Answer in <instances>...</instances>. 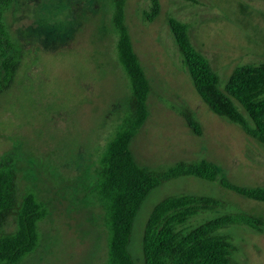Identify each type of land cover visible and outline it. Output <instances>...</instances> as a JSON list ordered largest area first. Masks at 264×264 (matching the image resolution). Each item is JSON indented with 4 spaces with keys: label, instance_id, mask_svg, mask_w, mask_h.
Segmentation results:
<instances>
[{
    "label": "rangeland",
    "instance_id": "rangeland-1",
    "mask_svg": "<svg viewBox=\"0 0 264 264\" xmlns=\"http://www.w3.org/2000/svg\"><path fill=\"white\" fill-rule=\"evenodd\" d=\"M151 1L128 0L125 14L152 86L147 121L131 145L137 162L158 172L181 161L206 160L234 186L264 187V145L204 103L169 27L171 18L189 25L193 46L209 60L224 91L236 68L264 63V0H158L160 14L148 22ZM111 19L107 0H16L6 14L25 56L13 87L0 95V161L15 156L19 199L35 189L49 209L38 250L21 264H107L103 211L91 188L131 96ZM183 110L194 115L202 136L187 127ZM181 195L223 204L198 215L197 225L241 213L264 222V203L219 182L178 178L155 189L139 213L130 246L136 264H144L142 237L152 210ZM14 228L11 218L6 231ZM220 235L236 248L237 264H264V228L232 226Z\"/></svg>",
    "mask_w": 264,
    "mask_h": 264
},
{
    "label": "trees",
    "instance_id": "trees-1",
    "mask_svg": "<svg viewBox=\"0 0 264 264\" xmlns=\"http://www.w3.org/2000/svg\"><path fill=\"white\" fill-rule=\"evenodd\" d=\"M15 2L0 0V95L13 87L25 56L23 46L13 39L6 23V14ZM127 2L107 0L117 36V57L130 80L131 96L121 123L98 161L91 188L93 199L103 211L107 264H136L130 250L136 220L149 195L169 181L193 177L219 182L241 197L264 203V187L234 186L220 178L216 166L206 160L181 161L158 172L139 165L131 145L147 121L152 86L134 51L125 20ZM151 3L150 12L145 14L148 22L160 14L159 1ZM169 27L204 103L215 115L240 126L248 137L264 145V63L236 68L222 91L220 78L209 60L193 46L189 25L171 18ZM180 115L196 136H202V128L191 111L183 110ZM18 173L15 156L0 161V264H21L36 252L41 239L40 224L49 215L48 204L40 200L35 189L27 190L19 199ZM222 207L219 200L208 196H172L159 202L143 231L144 264H237L233 260L236 248L220 231L244 226L262 232L264 222L244 213L223 215L199 225V219L193 221L202 213ZM11 218L15 220V228L7 232Z\"/></svg>",
    "mask_w": 264,
    "mask_h": 264
}]
</instances>
